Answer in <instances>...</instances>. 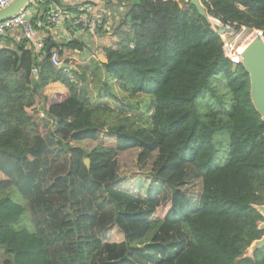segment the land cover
I'll list each match as a JSON object with an SVG mask.
<instances>
[{
    "label": "trees",
    "instance_id": "1",
    "mask_svg": "<svg viewBox=\"0 0 264 264\" xmlns=\"http://www.w3.org/2000/svg\"><path fill=\"white\" fill-rule=\"evenodd\" d=\"M200 1L223 27L264 38V0ZM116 2L125 10L105 63L52 67L50 51L81 52L75 42L47 40L40 62L24 42L0 51V194L32 197L35 227L12 231L22 209L0 200V235L17 259L5 264H110L92 258L112 226L124 235L118 264H264V247L246 255L264 236V122L248 75L189 3ZM52 83L66 93L44 97ZM41 112L55 124L46 137L35 132L44 120L33 123ZM132 150L138 168L152 161L133 182L118 163Z\"/></svg>",
    "mask_w": 264,
    "mask_h": 264
},
{
    "label": "crops",
    "instance_id": "2",
    "mask_svg": "<svg viewBox=\"0 0 264 264\" xmlns=\"http://www.w3.org/2000/svg\"><path fill=\"white\" fill-rule=\"evenodd\" d=\"M117 0H34V11L36 17L33 19V26L36 31H43L48 33V39L54 42L58 47L66 45L67 43H77L82 46V51L79 52L75 49L64 50L73 60V66L71 69H77L89 60L96 59L97 62L105 63V55L102 51L103 48L110 47L115 44L116 37L112 33L113 29L117 27L118 21L124 14L125 8L118 5ZM52 3L58 5L68 14L74 13L75 9L79 6H90L93 9L94 14H98L99 17L104 19V26L101 27L95 36H79L73 39V34L67 30L58 29L55 31H47L42 28L43 14L46 7ZM46 31V32H45ZM56 38H59L58 40ZM46 40V41H47ZM20 43L19 32L17 29L8 31L3 37H0V51H16V46ZM64 52V53H65ZM65 87L60 83H52L47 85L42 90V95L48 99H55L57 95H64L66 93ZM40 104L42 99H39ZM38 101V103H39ZM44 113V112H43ZM45 114V113H44ZM40 115V114H39ZM46 115V114H45ZM41 121L40 117L33 118V123H38ZM54 125L44 119V125L37 128L35 132L41 137H46L48 134L54 132ZM13 170H11L12 172ZM7 199L10 204L19 206L22 210L19 215L16 213L9 214L6 218H10V224L12 231H19L24 229L28 234H33L35 227L32 224V219L34 218L32 209L29 204L32 201V197H23L18 188H10L5 193L0 194V200ZM4 231H1L0 235V264H5V262H16L15 255L11 253V250L5 245L3 241Z\"/></svg>",
    "mask_w": 264,
    "mask_h": 264
},
{
    "label": "built area",
    "instance_id": "3",
    "mask_svg": "<svg viewBox=\"0 0 264 264\" xmlns=\"http://www.w3.org/2000/svg\"><path fill=\"white\" fill-rule=\"evenodd\" d=\"M15 0H0V11L7 8ZM165 1V0H164ZM180 5L187 0H174ZM188 3V2H187ZM34 0H32L22 11L17 15L9 18L0 23V37H3L8 31L17 29L19 32L20 42H24L26 48L36 54L38 61L40 62L45 58V42L48 39V33L43 31H36L33 26V19L36 17L34 11ZM93 9L90 6H79L75 9L74 13H67L58 5L52 3L47 7V10L43 14L42 28L47 31H55L58 29H66L73 34V39L79 36H95L97 31L104 26V19L98 16V14L92 13ZM210 22L214 21L213 25L216 27L223 26L216 19L209 18ZM226 28V27H225ZM233 29V28H232ZM57 40L59 38H56ZM65 52V51H64ZM59 55L57 49H52L49 53V62L52 67L60 69L63 64L68 65L70 68L73 66V60L67 54ZM94 58V56H93ZM33 76L38 75V68L34 67L31 70ZM41 120L47 119V116L41 112L39 115ZM51 124L55 126L52 121Z\"/></svg>",
    "mask_w": 264,
    "mask_h": 264
},
{
    "label": "rangeland",
    "instance_id": "4",
    "mask_svg": "<svg viewBox=\"0 0 264 264\" xmlns=\"http://www.w3.org/2000/svg\"><path fill=\"white\" fill-rule=\"evenodd\" d=\"M212 22L215 23L214 21ZM226 30L227 31L222 35V38L224 40L227 53L232 62H234L235 64L240 61L237 51H239L244 45L246 46L251 41L249 39L252 37L251 35L253 34V32L244 28L240 29L239 31H236L231 27H226ZM45 120H47L48 122L51 121L48 119V117ZM67 141L65 142V144H69V146H77L87 151H90L96 145L95 143L90 141H84L81 143ZM136 155L137 151L132 150L130 152L118 156L119 170L120 172H122V174L120 175L121 178H130L131 182H133L134 178L142 176L145 177L151 171L152 161L146 167L138 168L136 165ZM144 180L146 182L145 184H148L151 181V179H148L147 177ZM156 184L157 182H154L152 185ZM193 189L199 190V185L193 186ZM191 190L192 187L188 189V191ZM98 235L100 237H103V246L97 253L93 255L92 259L98 262L118 264V262L121 261L124 256V235L122 234V232L116 226H112L108 227L104 232L98 233ZM246 255H252L251 248L247 250Z\"/></svg>",
    "mask_w": 264,
    "mask_h": 264
},
{
    "label": "water",
    "instance_id": "5",
    "mask_svg": "<svg viewBox=\"0 0 264 264\" xmlns=\"http://www.w3.org/2000/svg\"><path fill=\"white\" fill-rule=\"evenodd\" d=\"M32 0H15L11 5H9L4 10L0 11V23L8 20L9 18L17 15L22 11ZM189 5L195 8L199 16L206 18L209 22V17H207L206 10L201 4L200 0H187ZM211 23V22H210ZM212 24V23H211ZM226 28L223 26H218L216 33L222 36L226 33ZM256 33L255 36L243 49L239 55L240 63L249 77V95L252 106L257 114L260 116L261 121L264 122V38L260 31L252 30ZM64 70L71 69L68 65L63 64L61 66ZM85 167L89 168V160L85 159ZM258 212L262 217H264V206L257 207ZM260 230L264 231V223L259 226ZM264 247V236L252 243L250 248L252 253Z\"/></svg>",
    "mask_w": 264,
    "mask_h": 264
},
{
    "label": "bare ground",
    "instance_id": "6",
    "mask_svg": "<svg viewBox=\"0 0 264 264\" xmlns=\"http://www.w3.org/2000/svg\"><path fill=\"white\" fill-rule=\"evenodd\" d=\"M251 36L252 37L249 40H252L255 36H257V34L254 32ZM244 48H245V45L239 51H237L238 52V55L241 54V52L243 51Z\"/></svg>",
    "mask_w": 264,
    "mask_h": 264
}]
</instances>
